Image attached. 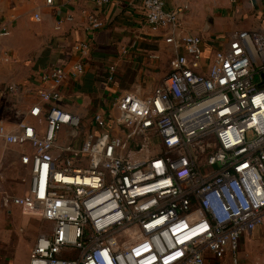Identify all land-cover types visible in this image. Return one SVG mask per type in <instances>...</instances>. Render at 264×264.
<instances>
[{
  "label": "built area",
  "instance_id": "1",
  "mask_svg": "<svg viewBox=\"0 0 264 264\" xmlns=\"http://www.w3.org/2000/svg\"><path fill=\"white\" fill-rule=\"evenodd\" d=\"M144 10L174 47L150 94L122 92L87 127L61 105L67 73L53 66L31 119L12 130L0 123L8 145L31 148L21 155L28 189L11 200L47 222L29 264H205L206 252L237 263L241 238L264 227V33L237 31L205 57L201 35L176 31L182 8L144 0ZM102 26L89 16L90 28ZM74 68L82 73L83 60Z\"/></svg>",
  "mask_w": 264,
  "mask_h": 264
},
{
  "label": "crops",
  "instance_id": "2",
  "mask_svg": "<svg viewBox=\"0 0 264 264\" xmlns=\"http://www.w3.org/2000/svg\"><path fill=\"white\" fill-rule=\"evenodd\" d=\"M165 1L169 10L182 8L176 31L201 35L205 57L226 46L237 31L264 33V0ZM12 15L0 22V29L10 30L0 38V87L19 88L16 93L0 91V123L8 130L31 119L27 113L39 100L36 90L50 86L40 79L50 67L65 69L61 105L79 113L87 127L95 112L110 110L119 94H150L170 71L174 47L166 42L169 32L149 26L144 0H111L103 6L91 0H28ZM90 15L103 21V26L90 28ZM78 42L89 44L88 55L75 49ZM81 59L84 71L77 73L74 66ZM110 64L117 66L112 82L107 79ZM24 151L30 152V146L8 145L0 137V190L4 191L0 192V264H29L35 241L47 226L2 199L28 189L30 172L21 163ZM205 256V264H264V227L241 238L237 263L230 254L217 258L206 252Z\"/></svg>",
  "mask_w": 264,
  "mask_h": 264
},
{
  "label": "rangeland",
  "instance_id": "3",
  "mask_svg": "<svg viewBox=\"0 0 264 264\" xmlns=\"http://www.w3.org/2000/svg\"><path fill=\"white\" fill-rule=\"evenodd\" d=\"M28 0H0V22H6L10 20V18L13 16L12 13L16 8L20 9L23 6L27 4ZM5 36H0V38H3ZM258 78L256 77V80ZM13 195H3L2 199L6 200L8 198V201L10 204H14L12 202ZM15 205V204H14ZM46 230V229H45Z\"/></svg>",
  "mask_w": 264,
  "mask_h": 264
},
{
  "label": "water",
  "instance_id": "4",
  "mask_svg": "<svg viewBox=\"0 0 264 264\" xmlns=\"http://www.w3.org/2000/svg\"><path fill=\"white\" fill-rule=\"evenodd\" d=\"M6 89H7V86H1L0 87V91H2V92L5 91Z\"/></svg>",
  "mask_w": 264,
  "mask_h": 264
}]
</instances>
